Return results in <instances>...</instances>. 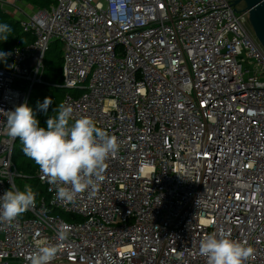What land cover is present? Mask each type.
Wrapping results in <instances>:
<instances>
[{"label":"built area","instance_id":"obj_1","mask_svg":"<svg viewBox=\"0 0 264 264\" xmlns=\"http://www.w3.org/2000/svg\"><path fill=\"white\" fill-rule=\"evenodd\" d=\"M54 1L0 0L34 38L0 60V197L19 190L8 112L45 82L54 41L73 120L119 150L72 202L39 171L49 200L0 222V264H29L45 239L60 247L50 264H207L200 242L221 232L264 264V47L248 13L231 0Z\"/></svg>","mask_w":264,"mask_h":264},{"label":"clouds","instance_id":"obj_2","mask_svg":"<svg viewBox=\"0 0 264 264\" xmlns=\"http://www.w3.org/2000/svg\"><path fill=\"white\" fill-rule=\"evenodd\" d=\"M10 31L7 24H0V41H6ZM9 55L0 51V60ZM52 103L51 98H45L38 108L47 115ZM52 112L55 115L48 116L46 127H42L32 108L21 104L8 112L6 134L18 138L24 154L34 160L49 183L58 185L57 199L72 202L104 179L106 160L118 152L120 142L91 118L73 120L70 104L61 103ZM35 204L36 193L30 186L6 191L0 197V222L11 223ZM65 239V233L60 232L58 240ZM36 245V251L27 258L29 264H50L60 251L59 244L46 239L37 240ZM199 253L207 258V264H246L253 249L221 232L205 236Z\"/></svg>","mask_w":264,"mask_h":264},{"label":"trees","instance_id":"obj_3","mask_svg":"<svg viewBox=\"0 0 264 264\" xmlns=\"http://www.w3.org/2000/svg\"><path fill=\"white\" fill-rule=\"evenodd\" d=\"M21 1L27 3L28 5H30L33 8H36V9L49 8L55 2L54 0H21ZM5 17H8V14H6L0 10V24H7L9 26V28L11 29V31L9 33H7V35L9 36L8 39L6 41H0V51L6 52L15 46L23 47V46H25V45H27L33 41L34 38L32 37L31 33L24 31L23 28L21 27L19 21L12 18L11 15H10V18L8 17L9 19H7ZM50 48H49V50H50ZM62 53H63V46L61 45L59 47V60H58L59 67H58V69L54 75L55 78H57V77L62 78L61 84H63V79H64V76L62 75V72H63V68H62L63 55H62ZM45 57H46V55H45ZM44 63H45V60H44ZM44 68H45V66H44ZM44 80H45L44 83L36 84L33 87V90L36 88V86L50 85L49 80L46 79V77H44ZM33 90H32V92H33ZM32 92H31L30 97H29L28 106L32 108L34 114L36 115V118L40 121V126L46 127V120H47L48 116H54L55 115V113L52 112V109L57 107L58 105L56 104V100H52L53 103L49 106L48 113L46 115L43 111L39 110V108H38V104H42L44 102L45 98L44 97H38V98L33 99ZM26 157L27 156L24 154V152L22 150V143L19 141V139H17L15 146H14V151H13V162H14L16 168L18 169V171H19V169H21L24 171L25 175H28L29 177L31 175V177H33L34 179L37 180V178L34 177V173L36 171L35 172L33 171V167H32L31 163H26L22 166L20 165L21 159H24ZM19 172H21V171H19ZM37 183L39 184L40 189L36 193V199L37 198H40V199L45 198L46 199V195H45L46 192H45L43 185L40 183L39 180H37ZM56 213H61V212L56 211Z\"/></svg>","mask_w":264,"mask_h":264},{"label":"rangeland","instance_id":"obj_4","mask_svg":"<svg viewBox=\"0 0 264 264\" xmlns=\"http://www.w3.org/2000/svg\"><path fill=\"white\" fill-rule=\"evenodd\" d=\"M244 4L240 5L239 7H243ZM0 10L6 14H8V17L10 18L9 13L5 12V10H3L0 6ZM8 17H5L7 19H9ZM63 46V43L61 41H54L51 43L50 45V50L47 52L46 57H45V70H44V77H46V79L49 80V84L50 85H43V86H36V88L33 90L32 94H33V99L34 98H38V97H44V98H51L52 100H56V104L59 105L61 103H63V99L65 97V94L67 92V89H65L61 84L62 83V78L61 77H57L55 78V73L59 67V47ZM63 55V53H62ZM62 68H63V64H62ZM63 75V72H62ZM43 77V78H44ZM61 84V85H60ZM26 163H31L32 167H33V171L34 173V177L37 178V180H39L38 178V173L40 171L39 166L34 162V160H32L31 158H24L21 159L20 161V165H24ZM18 170V169H17ZM21 171V172H19ZM19 175L16 178V186L19 190H23L25 188V186H30L33 191L35 193L38 192V190L40 189L39 184L37 183V180L34 179L33 177H30L28 175L24 174V171L19 169ZM32 174V173H31ZM40 181V180H39ZM41 183V181H40ZM42 184V183H41ZM43 185V184H42ZM44 189L45 186L43 185ZM46 192V189H45ZM46 199L49 200V195L46 192ZM43 198H37V200H42ZM62 216L68 220V221H74L73 217L64 211H61ZM21 218H27L31 216V213H28L27 211L21 215H19ZM81 218H78V220H80Z\"/></svg>","mask_w":264,"mask_h":264},{"label":"water","instance_id":"obj_5","mask_svg":"<svg viewBox=\"0 0 264 264\" xmlns=\"http://www.w3.org/2000/svg\"><path fill=\"white\" fill-rule=\"evenodd\" d=\"M232 5L239 7L244 4L242 11L247 12L253 31L264 47V0H231ZM238 10V8H236ZM67 89L66 87H64ZM28 105V102H27Z\"/></svg>","mask_w":264,"mask_h":264},{"label":"crops","instance_id":"obj_6","mask_svg":"<svg viewBox=\"0 0 264 264\" xmlns=\"http://www.w3.org/2000/svg\"><path fill=\"white\" fill-rule=\"evenodd\" d=\"M20 1H21V0H20ZM21 2H22L24 5L27 4V3L23 2V1H21ZM26 6H27L28 9L33 8V7H31L30 5H28V4H27ZM29 6H30V8H29Z\"/></svg>","mask_w":264,"mask_h":264},{"label":"flooded vegetation","instance_id":"obj_7","mask_svg":"<svg viewBox=\"0 0 264 264\" xmlns=\"http://www.w3.org/2000/svg\"><path fill=\"white\" fill-rule=\"evenodd\" d=\"M243 8V7H242Z\"/></svg>","mask_w":264,"mask_h":264}]
</instances>
